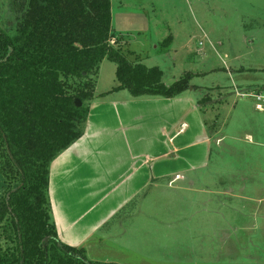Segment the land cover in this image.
<instances>
[{
	"label": "rangeland",
	"instance_id": "374dc122",
	"mask_svg": "<svg viewBox=\"0 0 264 264\" xmlns=\"http://www.w3.org/2000/svg\"><path fill=\"white\" fill-rule=\"evenodd\" d=\"M9 1L0 0L6 32L13 21ZM110 16L111 44L128 62L157 68L164 87L191 76L180 97L192 99L207 131L216 124L223 137L217 147L212 142L207 174L220 176L233 193L220 197L202 228L182 222V205L153 200L140 226L123 227L133 235L112 233L105 249L84 247L86 257L109 261L112 248L124 258L133 251L138 264H264V111L252 97L264 87V0H110ZM115 72L114 63L101 60L94 99L129 95L109 93Z\"/></svg>",
	"mask_w": 264,
	"mask_h": 264
},
{
	"label": "trees",
	"instance_id": "16d2710c",
	"mask_svg": "<svg viewBox=\"0 0 264 264\" xmlns=\"http://www.w3.org/2000/svg\"><path fill=\"white\" fill-rule=\"evenodd\" d=\"M9 8L11 29H0V264H111L57 239L49 164L82 136L101 60L116 66L112 91L133 98H175L191 76L164 87L157 68L128 62L111 44L110 0H10Z\"/></svg>",
	"mask_w": 264,
	"mask_h": 264
},
{
	"label": "crops",
	"instance_id": "0c3cea01",
	"mask_svg": "<svg viewBox=\"0 0 264 264\" xmlns=\"http://www.w3.org/2000/svg\"><path fill=\"white\" fill-rule=\"evenodd\" d=\"M110 97L93 98L82 136L49 164L47 194L57 239L83 248L85 256L84 247L105 249L112 233L120 236L123 227L140 226L143 207L153 200L182 205V222L202 228L205 216L218 211L220 197L233 193L225 190L220 176L207 174L212 142L217 147L223 137L216 124L213 132L207 131L192 99ZM110 250L111 260H92L142 261L133 251L124 258Z\"/></svg>",
	"mask_w": 264,
	"mask_h": 264
},
{
	"label": "built area",
	"instance_id": "2783aa9c",
	"mask_svg": "<svg viewBox=\"0 0 264 264\" xmlns=\"http://www.w3.org/2000/svg\"><path fill=\"white\" fill-rule=\"evenodd\" d=\"M255 100V109L258 111H264V94L257 93L252 96Z\"/></svg>",
	"mask_w": 264,
	"mask_h": 264
},
{
	"label": "water",
	"instance_id": "95a60500",
	"mask_svg": "<svg viewBox=\"0 0 264 264\" xmlns=\"http://www.w3.org/2000/svg\"><path fill=\"white\" fill-rule=\"evenodd\" d=\"M74 103L76 108H79L81 106V103L78 99H75Z\"/></svg>",
	"mask_w": 264,
	"mask_h": 264
}]
</instances>
